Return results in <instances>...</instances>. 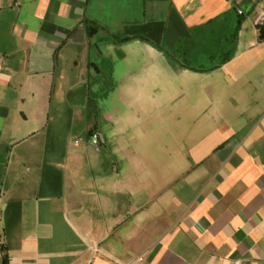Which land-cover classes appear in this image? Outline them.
I'll return each mask as SVG.
<instances>
[{
    "label": "crops",
    "instance_id": "obj_1",
    "mask_svg": "<svg viewBox=\"0 0 264 264\" xmlns=\"http://www.w3.org/2000/svg\"><path fill=\"white\" fill-rule=\"evenodd\" d=\"M259 17L264 0H0V264H264ZM225 37L209 70L164 51L197 65Z\"/></svg>",
    "mask_w": 264,
    "mask_h": 264
},
{
    "label": "trees",
    "instance_id": "obj_2",
    "mask_svg": "<svg viewBox=\"0 0 264 264\" xmlns=\"http://www.w3.org/2000/svg\"><path fill=\"white\" fill-rule=\"evenodd\" d=\"M240 23V17L237 20V24L239 25ZM237 25V26H238ZM234 35V34H233ZM113 39L116 41H126L129 39H133L136 37H141V36H136V35H127V36H123V35H119V34H113L112 35ZM143 39H145L144 37H141ZM260 38H263V34L260 33ZM234 39V37H233ZM232 37L229 39L228 41V46L229 43H231ZM164 51L180 66L189 68V69H193V70H198V71H204V70H209V69H213L218 67L219 65H221L222 63L226 62L229 57H230V50L228 47V50L225 52V54L222 56V58L219 61H216V57L214 55V53L211 52H206V56L204 58H201V60L199 61V63H197V65L192 64V62L190 61L189 56H186L185 53H183V51H181L180 47L177 48H172V49H164ZM221 53V52H220ZM211 63L210 66H204V64H206V62ZM92 135V133L90 134V136ZM2 264H8V258L6 253L3 254L2 256Z\"/></svg>",
    "mask_w": 264,
    "mask_h": 264
},
{
    "label": "rangeland",
    "instance_id": "obj_3",
    "mask_svg": "<svg viewBox=\"0 0 264 264\" xmlns=\"http://www.w3.org/2000/svg\"><path fill=\"white\" fill-rule=\"evenodd\" d=\"M223 31V30H222ZM221 31V32H222ZM223 33V32H222ZM225 40H223L222 41V51H221V53H219L218 51H217V46L215 47V52H213L214 53V55H215V57H216V61H219L221 58H222V56L225 54V52L228 50V41H229V39H230V37H225L224 38ZM225 41H227L226 43L227 44H225ZM208 53V52H207ZM79 137H81V146L83 147V149L86 147V143H85V139H84V136H79ZM87 149L88 150H91V152H92V154H90V155H88V156H90V158L93 160L91 163H89V162H86V165H85V168L89 171V172H91L92 170L93 171H95L96 172V167H95V165L94 164H97V160H94L92 157H93V149H92V147L91 146H89V145H87ZM87 155H85V157H88ZM97 156V155H96Z\"/></svg>",
    "mask_w": 264,
    "mask_h": 264
},
{
    "label": "built area",
    "instance_id": "obj_4",
    "mask_svg": "<svg viewBox=\"0 0 264 264\" xmlns=\"http://www.w3.org/2000/svg\"><path fill=\"white\" fill-rule=\"evenodd\" d=\"M264 18L263 17H259L258 19H257V24H262L263 23V20Z\"/></svg>",
    "mask_w": 264,
    "mask_h": 264
},
{
    "label": "water",
    "instance_id": "obj_5",
    "mask_svg": "<svg viewBox=\"0 0 264 264\" xmlns=\"http://www.w3.org/2000/svg\"><path fill=\"white\" fill-rule=\"evenodd\" d=\"M91 143L95 146V136L91 138Z\"/></svg>",
    "mask_w": 264,
    "mask_h": 264
}]
</instances>
